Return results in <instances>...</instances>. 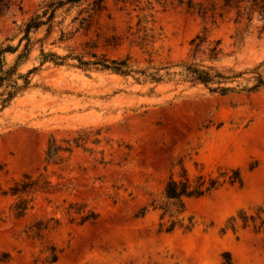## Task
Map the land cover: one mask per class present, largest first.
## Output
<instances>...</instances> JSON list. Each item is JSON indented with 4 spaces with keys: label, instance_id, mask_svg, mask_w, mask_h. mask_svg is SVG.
Returning <instances> with one entry per match:
<instances>
[{
    "label": "rangeland",
    "instance_id": "1",
    "mask_svg": "<svg viewBox=\"0 0 264 264\" xmlns=\"http://www.w3.org/2000/svg\"><path fill=\"white\" fill-rule=\"evenodd\" d=\"M44 1L0 0V47L18 44L20 27ZM250 6L248 0L239 7L226 0H105L91 23L83 20L88 3L65 6L44 46L61 55L129 58L136 69L179 71L195 58L242 73L235 84L251 86L257 74L264 78V11ZM46 29L32 36L43 38ZM198 34L207 42L194 53ZM216 41L222 52L209 61L207 47ZM39 54L38 43L19 66L22 73L39 66L30 86L7 107L0 102V188L24 175L37 181L24 196L30 202L23 216L14 211L17 196L0 194V264L42 263L51 244L59 250L57 264H225L226 252L235 264H264V86L222 95L179 75L155 83L85 71L73 59L40 66ZM16 56L7 53L8 63ZM53 139L67 150L48 161ZM182 166L192 178L239 169L242 182L187 199L191 230L159 231L160 212L140 211L163 199ZM75 203L96 212V220L81 223L69 211ZM39 221L49 227L37 237L29 227Z\"/></svg>",
    "mask_w": 264,
    "mask_h": 264
},
{
    "label": "trees",
    "instance_id": "2",
    "mask_svg": "<svg viewBox=\"0 0 264 264\" xmlns=\"http://www.w3.org/2000/svg\"><path fill=\"white\" fill-rule=\"evenodd\" d=\"M226 0L227 5L235 4L239 7L241 1L244 0ZM251 3L249 10L259 8L264 11V0H248ZM88 3V16L83 20L91 23L95 16L105 8V0H46L40 4L38 12L31 16L21 27L19 42L17 45L7 44L0 47V102L1 109L7 107L20 93L25 91L31 84V74L39 70V66H34L26 73L19 71V66L26 62L34 50L36 44H40V66L46 62H53L56 65H64L68 60H76L72 65L82 70L88 71L91 69L109 70L124 76H133L137 81H150L159 83L166 76L179 75L181 80L191 82L192 84H203L210 91L225 95L237 91H253L264 86V78L261 74H257L254 78V83L251 86H242L236 83V79L242 76L239 74H226L214 65H207L204 60H196L186 62L180 66L179 71H171L170 66L155 67L148 66L142 69H136L129 58L110 59L105 55L99 56L96 52H86V54L77 55L72 52L61 55L53 50H46L44 44L48 36L54 29L59 16V10L65 6L66 11H70L73 7L81 6ZM189 9L193 12L205 15V11L201 8L196 10L195 6L189 4ZM1 11V8H0ZM65 11V12H66ZM47 26L46 35L43 38L35 39L32 33L38 32L42 27ZM207 42V37L198 34L191 40V45L194 47V53H197L201 47ZM220 41H216L212 47H207L209 61L219 60V54L222 50L219 48ZM7 53H17L13 64H9L6 59ZM89 55L91 58H86ZM162 70L165 72L163 73ZM65 148L59 146L55 139L50 141L47 151V160H60L59 152ZM67 150V149H65ZM242 177L239 169L233 170V175L228 176L227 173L219 176L199 174L192 178L187 169L182 166L179 178L171 175L167 181L164 197L162 200H153L148 206L141 209L140 215L144 216L150 207L160 212L159 231L173 232L177 228H184L189 231L193 228L194 222L192 217H189V222L185 224L186 200L189 198H200L211 192L219 189L224 184L241 183ZM37 181L31 176L24 175L21 179L14 181L8 189L0 188V194L8 196H17L19 200L14 205V211L17 216H23L29 207V200L25 195L30 194L35 190ZM73 210L75 214L80 216V222L96 220L98 214L93 210H86V206L82 204H71L69 211ZM255 221L254 217H251ZM243 221L248 222V217L244 216ZM59 221L56 220V225ZM49 223L39 221L29 227L35 236H41V233L48 229ZM45 252L47 255L43 258L42 263L36 260V264H57L59 260L58 248L51 244L47 246ZM8 258V254L5 256ZM225 264H235L231 254H224ZM6 261V260H1Z\"/></svg>",
    "mask_w": 264,
    "mask_h": 264
}]
</instances>
